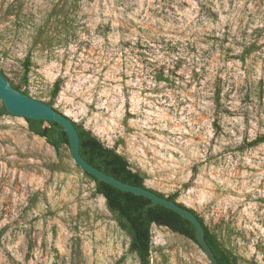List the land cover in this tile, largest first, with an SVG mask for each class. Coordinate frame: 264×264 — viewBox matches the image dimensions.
I'll return each instance as SVG.
<instances>
[{
    "label": "rangeland",
    "instance_id": "obj_1",
    "mask_svg": "<svg viewBox=\"0 0 264 264\" xmlns=\"http://www.w3.org/2000/svg\"><path fill=\"white\" fill-rule=\"evenodd\" d=\"M0 72L264 264V0H0ZM130 243L68 146L0 117V264H139ZM151 263L211 264L156 225Z\"/></svg>",
    "mask_w": 264,
    "mask_h": 264
},
{
    "label": "trees",
    "instance_id": "obj_2",
    "mask_svg": "<svg viewBox=\"0 0 264 264\" xmlns=\"http://www.w3.org/2000/svg\"><path fill=\"white\" fill-rule=\"evenodd\" d=\"M14 87L24 94H29L26 90H21L17 86ZM60 91L61 81H57L54 85L52 97L58 96ZM48 105L52 107V103H48ZM4 115L11 114L8 113L5 106L1 103L0 117ZM25 120L29 131L44 138L55 150L58 151L63 146L70 148L68 133L58 123L43 119L25 118ZM76 127L80 136V154L89 164L126 184L145 187L144 177L139 172L134 171L123 156L118 154L113 148L106 147L81 125L76 124ZM260 142H264V137L256 143ZM84 173L95 182L96 193L105 198L109 211L118 216L121 227L129 233L131 239L130 249L136 255L139 264H152V227L154 225L166 227L175 233L187 237L199 246L195 227L188 219L169 208L154 204L149 198L119 190L86 172ZM156 193L165 197L159 192ZM167 198L176 201L177 195H170ZM179 205L186 208L181 203ZM194 213L196 214V212ZM198 217L205 230V239L214 252L218 264H237L234 258L224 250L222 244L205 224L204 220L200 216ZM199 248L201 249L200 246Z\"/></svg>",
    "mask_w": 264,
    "mask_h": 264
},
{
    "label": "water",
    "instance_id": "obj_3",
    "mask_svg": "<svg viewBox=\"0 0 264 264\" xmlns=\"http://www.w3.org/2000/svg\"><path fill=\"white\" fill-rule=\"evenodd\" d=\"M0 100L8 113L21 119H43L58 123L68 133L70 141V151L75 164L84 172L96 177L98 180L106 182L119 190L130 192L135 195L149 198L154 204H159L173 210L182 217L188 219L195 227L196 238L201 250L206 254L211 264H218L214 252L205 239V230L199 217L190 209L183 208L178 202L167 197L158 195L155 191L142 186L126 184L107 173L89 164L80 154V136L76 123L68 116L59 112L48 104L39 102L29 94H24L6 79L0 72Z\"/></svg>",
    "mask_w": 264,
    "mask_h": 264
}]
</instances>
